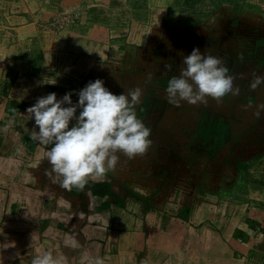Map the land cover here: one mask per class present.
Returning a JSON list of instances; mask_svg holds the SVG:
<instances>
[{
  "label": "crops",
  "instance_id": "crops-1",
  "mask_svg": "<svg viewBox=\"0 0 264 264\" xmlns=\"http://www.w3.org/2000/svg\"><path fill=\"white\" fill-rule=\"evenodd\" d=\"M58 6L76 12L61 29L35 17ZM24 11L32 18L17 19ZM0 16V264L45 253L61 264H212L219 231L229 252L214 264H264V170L234 182L231 166L238 150L262 154L264 169V83L251 87L264 77V0H0ZM194 48L219 57L239 91L170 103L168 81ZM96 79L115 95L142 89L135 111L152 145L67 190L45 175L52 145L31 138L27 109L53 92L75 104Z\"/></svg>",
  "mask_w": 264,
  "mask_h": 264
},
{
  "label": "clouds",
  "instance_id": "clouds-1",
  "mask_svg": "<svg viewBox=\"0 0 264 264\" xmlns=\"http://www.w3.org/2000/svg\"><path fill=\"white\" fill-rule=\"evenodd\" d=\"M183 64L180 74L172 76L166 88L169 102L176 106L180 101L206 103V97L219 102L228 93L239 91L233 89L234 77L228 74L219 57L194 48L184 57ZM165 67L171 70L170 64ZM262 83L264 77L256 76L251 87L255 89ZM141 95L139 87L115 95L103 80L96 79L79 91L75 104L71 92L62 99H57L54 92L38 98L27 113L30 119L34 117L35 123L31 138L44 146L52 145L46 152L51 169L45 171L51 182L67 190L72 187L83 190L89 177L103 179L115 170L120 159L118 153L129 159L144 155L152 141L151 129L137 118L135 111ZM77 109H81L78 116ZM73 120L76 123L69 127ZM32 264L61 262L45 253L34 257ZM95 264L103 261L96 259Z\"/></svg>",
  "mask_w": 264,
  "mask_h": 264
},
{
  "label": "rangeland",
  "instance_id": "rangeland-1",
  "mask_svg": "<svg viewBox=\"0 0 264 264\" xmlns=\"http://www.w3.org/2000/svg\"><path fill=\"white\" fill-rule=\"evenodd\" d=\"M21 13V12H20ZM15 15H18L16 18L18 19L19 16L21 19H30L32 18L31 12H23L22 16L19 14V12L14 13ZM36 18L39 19H48L47 21L49 22V24L51 26H54V28L56 30L61 29L63 27V25L65 24V22L71 20L72 18H75V15L72 16L70 10H66L64 9V7L61 8V6H58L56 8V10L52 11L50 14H44V15H36ZM1 19V16H0ZM48 24V25H49ZM261 143V147L264 148V143L263 141L261 142V140H258ZM241 143V142H240ZM229 148H232V151H235L238 147V149H240V145H236V141H232L228 144ZM230 150V152H232ZM245 152H239L237 150V152L235 154H231V161H232V168H234L233 171V177L232 179L234 180V182H239L240 181V172L242 174V180L243 182H245L246 179L248 180H252L255 181L256 175H258L259 173L263 172V166L262 163L258 162V158L262 157V154H258L256 152V154L249 155L248 153ZM251 152V151H250ZM223 160L221 161L223 164H230L228 161V156H223ZM241 180V181H242ZM242 186V185H241ZM212 204H215L212 202ZM244 216V215H243ZM205 222V221H202ZM220 232V231H219ZM218 232V233H219ZM217 232H214V234H212V247H214L212 249V252L210 251L209 253L212 254V264H214L215 261H217L218 257L220 258H224L225 255L228 256V252L229 249L226 246L225 243L228 244L227 239L224 238V236H222L220 233L218 234ZM225 248L226 251H222L221 249ZM217 258V259H216ZM215 260V261H214Z\"/></svg>",
  "mask_w": 264,
  "mask_h": 264
},
{
  "label": "built area",
  "instance_id": "built-area-1",
  "mask_svg": "<svg viewBox=\"0 0 264 264\" xmlns=\"http://www.w3.org/2000/svg\"><path fill=\"white\" fill-rule=\"evenodd\" d=\"M76 15V12H72V16Z\"/></svg>",
  "mask_w": 264,
  "mask_h": 264
}]
</instances>
